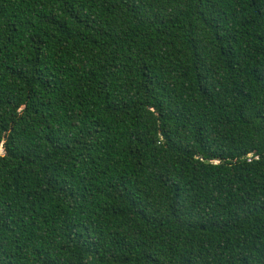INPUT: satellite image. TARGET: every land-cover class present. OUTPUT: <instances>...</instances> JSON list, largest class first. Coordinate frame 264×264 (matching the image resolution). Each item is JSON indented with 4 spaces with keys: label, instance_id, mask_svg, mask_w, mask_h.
I'll return each mask as SVG.
<instances>
[{
    "label": "trees",
    "instance_id": "obj_1",
    "mask_svg": "<svg viewBox=\"0 0 264 264\" xmlns=\"http://www.w3.org/2000/svg\"><path fill=\"white\" fill-rule=\"evenodd\" d=\"M0 264H264V0H0Z\"/></svg>",
    "mask_w": 264,
    "mask_h": 264
},
{
    "label": "water",
    "instance_id": "obj_2",
    "mask_svg": "<svg viewBox=\"0 0 264 264\" xmlns=\"http://www.w3.org/2000/svg\"><path fill=\"white\" fill-rule=\"evenodd\" d=\"M3 154V150H2V148H0V155H2Z\"/></svg>",
    "mask_w": 264,
    "mask_h": 264
}]
</instances>
